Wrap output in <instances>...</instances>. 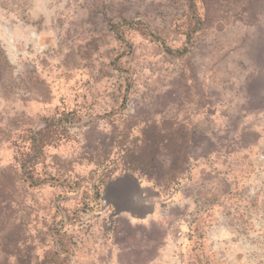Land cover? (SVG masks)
I'll return each instance as SVG.
<instances>
[{
  "label": "rangeland",
  "instance_id": "374dc122",
  "mask_svg": "<svg viewBox=\"0 0 264 264\" xmlns=\"http://www.w3.org/2000/svg\"><path fill=\"white\" fill-rule=\"evenodd\" d=\"M0 264H264V0H0Z\"/></svg>",
  "mask_w": 264,
  "mask_h": 264
},
{
  "label": "water",
  "instance_id": "95a60500",
  "mask_svg": "<svg viewBox=\"0 0 264 264\" xmlns=\"http://www.w3.org/2000/svg\"><path fill=\"white\" fill-rule=\"evenodd\" d=\"M154 195L158 194L142 189L134 175L125 174L109 181L103 201L106 206L114 207L115 215L127 213L132 218L144 220L155 211L153 204L148 202V198Z\"/></svg>",
  "mask_w": 264,
  "mask_h": 264
},
{
  "label": "trees",
  "instance_id": "16d2710c",
  "mask_svg": "<svg viewBox=\"0 0 264 264\" xmlns=\"http://www.w3.org/2000/svg\"><path fill=\"white\" fill-rule=\"evenodd\" d=\"M46 130V129H45ZM30 139H31V141L34 143V141H35V139H34V136L31 134V137H30ZM31 146V148H35V144H33V146L32 145H30ZM101 194H102V192H99L98 193V197L100 198V200H102V196H101Z\"/></svg>",
  "mask_w": 264,
  "mask_h": 264
},
{
  "label": "crops",
  "instance_id": "0c3cea01",
  "mask_svg": "<svg viewBox=\"0 0 264 264\" xmlns=\"http://www.w3.org/2000/svg\"><path fill=\"white\" fill-rule=\"evenodd\" d=\"M136 179H137V177H136ZM138 180V179H137ZM122 215H124V216H129L127 213H124V214H122ZM130 217V216H129ZM132 218V217H131Z\"/></svg>",
  "mask_w": 264,
  "mask_h": 264
},
{
  "label": "clouds",
  "instance_id": "9594fccd",
  "mask_svg": "<svg viewBox=\"0 0 264 264\" xmlns=\"http://www.w3.org/2000/svg\"><path fill=\"white\" fill-rule=\"evenodd\" d=\"M111 207H113L112 205H110ZM113 209H114V207H113Z\"/></svg>",
  "mask_w": 264,
  "mask_h": 264
}]
</instances>
